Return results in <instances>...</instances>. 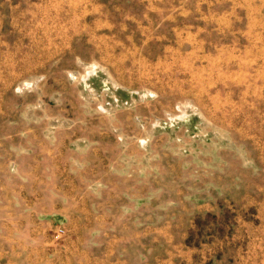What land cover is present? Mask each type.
Wrapping results in <instances>:
<instances>
[{"label": "rangeland", "instance_id": "1", "mask_svg": "<svg viewBox=\"0 0 264 264\" xmlns=\"http://www.w3.org/2000/svg\"><path fill=\"white\" fill-rule=\"evenodd\" d=\"M235 1L219 26L185 0H0V192L165 228L150 264H235L264 222V38Z\"/></svg>", "mask_w": 264, "mask_h": 264}, {"label": "crops", "instance_id": "2", "mask_svg": "<svg viewBox=\"0 0 264 264\" xmlns=\"http://www.w3.org/2000/svg\"><path fill=\"white\" fill-rule=\"evenodd\" d=\"M185 1L190 16L211 14L219 26L231 20L230 0ZM235 4L238 6L232 12L236 14L237 29L247 37L262 40L264 0H236ZM258 51L264 52V43ZM12 177L14 182L23 180L20 173ZM52 192L46 196L39 190L27 194L19 184L0 192V264H150V236L157 242L167 237L165 228L151 227L148 223L141 224L135 235L127 237L114 226L113 217L99 210L91 200L61 190ZM61 225L66 234L59 237L57 230ZM259 225L260 236L253 240L240 234L238 240L245 243L240 248L243 251L239 250L235 257V264H264V222ZM138 242L141 248L133 257L129 250ZM249 251L252 255H244ZM170 257L161 253L152 264H179L175 254Z\"/></svg>", "mask_w": 264, "mask_h": 264}, {"label": "built area", "instance_id": "3", "mask_svg": "<svg viewBox=\"0 0 264 264\" xmlns=\"http://www.w3.org/2000/svg\"><path fill=\"white\" fill-rule=\"evenodd\" d=\"M59 231H60V233H61V232H64V229H63V228H61Z\"/></svg>", "mask_w": 264, "mask_h": 264}]
</instances>
